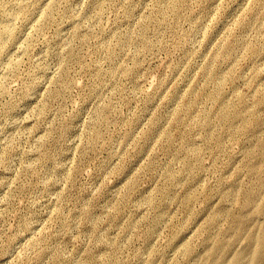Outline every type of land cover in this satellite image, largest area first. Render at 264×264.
<instances>
[{"label": "rangeland", "instance_id": "374dc122", "mask_svg": "<svg viewBox=\"0 0 264 264\" xmlns=\"http://www.w3.org/2000/svg\"><path fill=\"white\" fill-rule=\"evenodd\" d=\"M232 263L264 264V0H0V264Z\"/></svg>", "mask_w": 264, "mask_h": 264}, {"label": "bare ground", "instance_id": "6f19581e", "mask_svg": "<svg viewBox=\"0 0 264 264\" xmlns=\"http://www.w3.org/2000/svg\"><path fill=\"white\" fill-rule=\"evenodd\" d=\"M233 112H235V111H233ZM232 264H237V263H232Z\"/></svg>", "mask_w": 264, "mask_h": 264}]
</instances>
